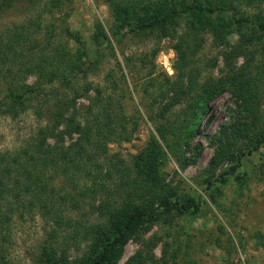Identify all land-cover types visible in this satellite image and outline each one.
Wrapping results in <instances>:
<instances>
[{
    "label": "rangeland",
    "instance_id": "rangeland-1",
    "mask_svg": "<svg viewBox=\"0 0 264 264\" xmlns=\"http://www.w3.org/2000/svg\"><path fill=\"white\" fill-rule=\"evenodd\" d=\"M114 1L124 6L126 0ZM150 1L158 0H133L127 13L130 16L124 22L112 0H41L37 5L17 2L1 14V30L21 23L39 24L49 38L46 50L50 54L58 49L68 50L72 58L90 68L86 73L78 72L71 80L47 86L48 99L52 100L44 104L50 109L44 118H39L32 107L16 115L0 114V151L22 147L39 127L50 122L52 109L60 99H74L81 110L101 89L104 100H112L113 106L123 113L122 122L133 131L130 140L114 139L107 144L108 158L119 164L118 168L112 167L114 174L107 186L114 191L119 179L126 176L119 169L128 167V173L134 175L137 159L153 151L158 141L166 151L162 170L167 181L178 193L192 195L200 203L197 211L162 216L150 227L141 225L140 237L127 242L114 264H127L138 254L143 256L141 264H264V141L256 146L244 144L245 155L234 170L229 163L212 166L217 135L243 114L229 90L206 104V114L199 98L203 88L221 85L232 73L228 64L240 67L246 62L248 56L244 55L229 58L232 62L225 57L242 39V31L233 18L253 16L263 20L264 1L214 13L215 28L201 15L187 12L178 16V35L191 34L193 38L192 62L186 66V73L196 77L193 92L183 96H176L171 90L178 74V40L158 33L137 34L133 30L145 12H151L152 8L147 9ZM173 1L179 9L193 3ZM23 10L28 12L24 14ZM223 20H231L234 25L224 33L219 32L223 33L219 40L215 30L223 29L220 26ZM115 32L125 36L116 40ZM253 50L258 51L257 45ZM185 77L187 80L186 74ZM37 79L38 75L30 74L16 84L32 85ZM6 91L2 84L1 97ZM161 131L172 148L177 146L175 153L162 140ZM63 137L67 147L78 135ZM49 142L53 144L54 139ZM225 172L228 174L222 182ZM77 183L78 187L91 185L87 178ZM56 184L61 193L77 191L78 206H67L59 226L54 218L43 213L10 218L3 243L5 262L1 264H37L42 247L51 243L58 250V257L63 261L67 258L71 264L85 255L89 244L83 236L85 229L103 221L96 210L98 203L81 197L78 188L64 178H59Z\"/></svg>",
    "mask_w": 264,
    "mask_h": 264
},
{
    "label": "trees",
    "instance_id": "trees-1",
    "mask_svg": "<svg viewBox=\"0 0 264 264\" xmlns=\"http://www.w3.org/2000/svg\"><path fill=\"white\" fill-rule=\"evenodd\" d=\"M40 1L1 0L0 15L17 2L37 5ZM132 1L126 0L123 6L121 2L112 0L122 22L130 16L127 13L133 5ZM192 1L181 9L173 0L150 1L147 9L152 8L151 12H145L133 28L137 34L158 33L161 37L169 36L178 40V74L171 85L176 96L191 94L196 78L192 73H186V66L192 62L190 53L193 38L191 34L178 35V16L187 12L201 15L215 28L214 13L230 10L233 6L236 9L238 5H259L264 0ZM23 12L26 14L28 11ZM233 19L238 30L242 31V39L233 51L225 53V57L228 60L244 55L248 56L247 60L240 67L228 64L232 73H228L225 81L221 85L203 88L199 97L203 103L201 109L206 114V104L229 90L243 114L233 125L224 126L216 137L218 147L212 158V166L229 163L231 170L240 166L245 155L244 144L256 146L264 141V114H261L264 99V19L253 16ZM233 25L231 20H223L220 25L223 29L220 27L218 31L215 30L219 40ZM124 36L119 32L114 33L116 40ZM48 40L41 25L32 26V22L0 29V87L4 84L7 90L2 97L0 95V114L16 115L20 110L32 107L39 118H44L47 116L46 110L50 111L49 105L44 104L52 100L48 99L50 92L46 91L47 86L71 80L78 72L86 73V69L90 68L72 58L68 50L58 49L57 53L50 54L46 50ZM108 44L111 45L110 40ZM256 45L258 51L253 50ZM33 51L39 53L33 54ZM27 52L31 55L28 56ZM231 59L229 61L232 62ZM30 74L38 75L34 84H16ZM121 118L123 113L113 106L112 100H104L101 89H97L89 105L83 106L81 110L74 99L67 97L60 99L54 106L50 122L39 127L22 147L14 151H0V264L5 262V232L14 215L26 217L43 213L54 218L59 226L67 206H78L79 203L75 201L77 191L61 193L56 184L59 178L72 182L81 197L96 201V210L99 217L103 218L102 222L85 229L83 236L89 242L87 252L76 264H114L127 242L140 237L141 225L148 224L150 227L162 216H181L191 209L199 210L200 203L195 197L178 193L164 176L162 166L166 151L158 141H155L153 151L137 159L134 175L128 173V167L119 169L122 176L124 171L126 176L119 179L114 191L107 186L108 179L114 174L112 167H119V164L108 158L107 144L114 139L130 140L133 133ZM61 126L63 128L60 130ZM75 133L78 137L65 147L63 135L72 137ZM161 133L162 140L175 153L177 146L172 148L164 131ZM49 139H54V143L51 144ZM181 166L185 167L184 164ZM226 174H222V182ZM81 178L89 179L91 185L78 187L77 181ZM142 262L143 256L138 254L127 264ZM36 263L71 264L67 258L63 261L58 257V250L53 243L42 247Z\"/></svg>",
    "mask_w": 264,
    "mask_h": 264
}]
</instances>
